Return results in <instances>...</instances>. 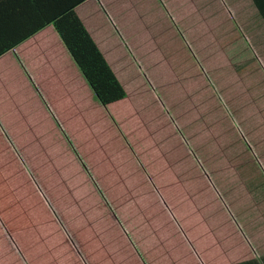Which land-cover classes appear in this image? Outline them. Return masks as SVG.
<instances>
[{
	"label": "rangeland",
	"instance_id": "rangeland-1",
	"mask_svg": "<svg viewBox=\"0 0 264 264\" xmlns=\"http://www.w3.org/2000/svg\"><path fill=\"white\" fill-rule=\"evenodd\" d=\"M172 26L185 42L163 36L170 61L215 51L213 38L234 45L193 20ZM244 36L236 44L251 47ZM148 52L146 66L114 64L125 99L103 105L89 90L81 103L58 91L44 108L17 100L4 115L0 264H181L176 251L199 231L190 206H223L244 226L264 205V65H217L208 54L212 65L166 66Z\"/></svg>",
	"mask_w": 264,
	"mask_h": 264
},
{
	"label": "crops",
	"instance_id": "crops-1",
	"mask_svg": "<svg viewBox=\"0 0 264 264\" xmlns=\"http://www.w3.org/2000/svg\"><path fill=\"white\" fill-rule=\"evenodd\" d=\"M76 1L0 0V47L22 39L0 54V130L7 128L4 115L15 113L17 100L22 109L39 104L43 107L46 99L62 96L64 93L57 95V92L63 91L67 97L76 93L78 102L87 103L91 89L48 20ZM6 9L9 14L2 23ZM74 10L125 91L114 64L120 68L131 64L146 66L149 50L148 54L166 66L212 65L202 57L208 54L216 56L210 59L219 60L214 63L217 65H264V0H81ZM177 19L202 23L207 34L229 35V43L234 45L225 49L224 40L213 38L221 42L215 51L192 50L190 58L194 56V60L188 64L170 61L171 57L165 55L167 53L159 45L166 34H172L181 45L185 42L182 32L172 26ZM164 23L172 28L170 33L167 28H159ZM39 25L45 26L22 38ZM141 32L146 39L140 40L141 46L137 48L130 38ZM242 34L251 47L242 48L236 44V35ZM186 52L188 50L182 46L178 49L180 56ZM154 58L151 62L155 63ZM123 59L128 62L124 63ZM261 204L250 213L249 222L244 226L228 218V213L224 215L223 206L213 205L204 211L190 206L187 223L194 224L199 231L196 230V236L190 231L187 234L189 242L176 251L182 258L181 264H264V205ZM219 212L223 220L216 224ZM172 264H176V260Z\"/></svg>",
	"mask_w": 264,
	"mask_h": 264
},
{
	"label": "trees",
	"instance_id": "trees-1",
	"mask_svg": "<svg viewBox=\"0 0 264 264\" xmlns=\"http://www.w3.org/2000/svg\"><path fill=\"white\" fill-rule=\"evenodd\" d=\"M80 1L78 0L69 7L60 10L48 20H51L50 22L54 25L60 38L82 72L86 84L97 101L106 105L126 98V91L74 10V6ZM8 11L6 9L1 21L2 23H5L6 16L9 14ZM43 26L45 25L35 27L22 38L30 36ZM20 40L22 39H17L11 43L8 42L6 46H1L0 54L10 48L7 46H13L12 44L15 45Z\"/></svg>",
	"mask_w": 264,
	"mask_h": 264
}]
</instances>
